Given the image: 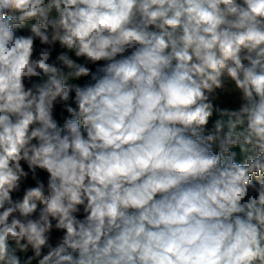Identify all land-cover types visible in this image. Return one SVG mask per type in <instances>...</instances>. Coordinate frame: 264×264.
I'll return each instance as SVG.
<instances>
[{
  "label": "clouds",
  "instance_id": "9594fccd",
  "mask_svg": "<svg viewBox=\"0 0 264 264\" xmlns=\"http://www.w3.org/2000/svg\"><path fill=\"white\" fill-rule=\"evenodd\" d=\"M0 264H264V0H0Z\"/></svg>",
  "mask_w": 264,
  "mask_h": 264
},
{
  "label": "trees",
  "instance_id": "16d2710c",
  "mask_svg": "<svg viewBox=\"0 0 264 264\" xmlns=\"http://www.w3.org/2000/svg\"><path fill=\"white\" fill-rule=\"evenodd\" d=\"M61 123H62V121H61Z\"/></svg>",
  "mask_w": 264,
  "mask_h": 264
}]
</instances>
